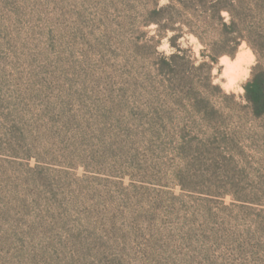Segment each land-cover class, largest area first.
Listing matches in <instances>:
<instances>
[{
	"label": "rangeland",
	"instance_id": "obj_1",
	"mask_svg": "<svg viewBox=\"0 0 264 264\" xmlns=\"http://www.w3.org/2000/svg\"><path fill=\"white\" fill-rule=\"evenodd\" d=\"M144 8L0 0V264H264V202L232 196L257 58L244 43L210 85L198 41L166 60Z\"/></svg>",
	"mask_w": 264,
	"mask_h": 264
},
{
	"label": "trees",
	"instance_id": "obj_2",
	"mask_svg": "<svg viewBox=\"0 0 264 264\" xmlns=\"http://www.w3.org/2000/svg\"><path fill=\"white\" fill-rule=\"evenodd\" d=\"M148 1L151 9L146 12L144 8V24L155 25L175 50L166 60H185L187 50L180 41L186 36L195 38L202 46L199 69L210 85L214 66L222 57H234L244 43L254 52L256 65L244 86L246 105L240 107L244 116L238 117L251 127L253 143L248 147L252 156L239 148L231 157L236 177L243 175V180L234 181L232 196L244 206L260 205L264 202V0ZM241 129L239 125L233 133L237 146L242 140L237 130Z\"/></svg>",
	"mask_w": 264,
	"mask_h": 264
}]
</instances>
